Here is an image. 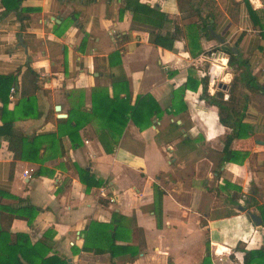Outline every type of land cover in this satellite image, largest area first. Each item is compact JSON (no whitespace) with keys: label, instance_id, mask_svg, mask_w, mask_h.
Returning <instances> with one entry per match:
<instances>
[{"label":"crops","instance_id":"obj_1","mask_svg":"<svg viewBox=\"0 0 264 264\" xmlns=\"http://www.w3.org/2000/svg\"><path fill=\"white\" fill-rule=\"evenodd\" d=\"M245 1L19 0L5 12L0 1V74H14L8 86L0 80V124L12 120L23 136L41 137L39 159L27 160L13 159L0 135V190L12 195H0V204L38 208L30 220L0 209V227L24 231L31 242L47 233L48 254L66 264H240L244 248L264 244V226L251 216L261 222L264 209V93L239 85L241 119L252 133L231 140L235 161H218L229 127L199 96L200 84L184 89L185 112L168 111L171 90L187 75L198 79L205 69L209 93L230 81L227 59L209 68L203 57L221 44L210 30L264 82V0H247L254 22ZM139 2L165 18L134 10ZM197 11L207 16L209 36L198 32L200 50L191 55L186 32L189 22L200 24ZM175 25L170 48L151 41ZM125 92L130 103L150 94L157 110L142 127L128 117L116 134L105 119ZM68 113L78 126L73 146L66 133L51 144L44 136L55 138L57 119ZM99 134L113 143L110 151ZM78 168L100 183L85 189ZM113 213L120 215L114 243L136 253L82 250L85 230L109 232Z\"/></svg>","mask_w":264,"mask_h":264},{"label":"trees","instance_id":"obj_2","mask_svg":"<svg viewBox=\"0 0 264 264\" xmlns=\"http://www.w3.org/2000/svg\"><path fill=\"white\" fill-rule=\"evenodd\" d=\"M3 5V12L16 9L19 0H0ZM247 10L254 21L256 19V11L250 7L247 0ZM137 5V6H136ZM133 5L134 10L138 8L144 14L151 16L157 22L160 23L165 18V14L157 8L149 7L143 3H137ZM198 12V21L189 22L187 25V50L189 54L193 55L197 53L200 48L197 43L199 33H204V35L209 36L208 32V19L207 16L200 14ZM153 20V19H152ZM155 23L157 27L158 23ZM258 25H261L258 23ZM177 26H174L172 32L159 34L155 32V36L152 37L151 41L154 44L163 45L166 48L171 47L173 39L177 36L176 34ZM159 38H156V36ZM218 47L225 50L227 53V64L232 68L233 75L227 84H219L218 87L212 92L207 91V73L204 69L202 75L196 79L187 75L184 83L176 86L171 90V101L169 104V112H185L186 106L182 100V95L185 88L195 89L197 84H200L199 96L204 99L210 105H214L216 108V113L218 121L229 127V130L224 134L223 144L218 156L219 163L222 161H235L237 159L236 152L234 149L229 148L231 140L234 137H244L252 133V127L242 121V115L244 111L245 104L243 103V95L240 92L239 85H246L247 89L250 91L256 90L264 93V82L259 83L255 80L254 76L250 73L248 63L246 59L240 58L238 52L234 50L232 46L221 43ZM205 67V65H204ZM14 74H0V80H7L6 86L12 83ZM226 93V97L223 94ZM145 106V107H144ZM96 107V106H95ZM147 107V111H146ZM156 102L150 94L137 95L132 103L129 102V93L125 92L123 97L115 96L114 103L105 119V125L111 127L115 130L116 134H119L125 121L130 117L139 127L145 125L149 122L151 113L155 112ZM147 116V119H139L140 114ZM139 119V120H138ZM59 125H57V134L54 138V134H46L44 136L52 144L54 141H58L62 133H66L70 145L73 146L74 133L77 131V124H73L70 119V114L67 117L57 119ZM12 120H4L0 124V135H7V147L12 152L13 159L22 158L27 160H37L36 156L38 143L41 139L40 136H23L21 133L15 131L11 127ZM50 135V136H48ZM98 139L101 142L105 151L111 150L110 141L102 135H98ZM108 140V141H107ZM115 142V141H113ZM36 146V147H35ZM59 153H62V148H60ZM240 157V156H239ZM238 157V158H239ZM78 177L84 183L85 189L91 185H97L100 183V179L94 178L93 174L88 171L87 168H78ZM0 195L12 196L6 191L0 190ZM0 209L12 212L15 214L25 215L27 220H30L34 215L37 207L31 204L24 205H8L0 204ZM261 222L264 226V209L259 206ZM116 217L120 218L119 214L113 213L111 217L112 227L109 232L105 230L93 231L92 229L85 230V235L83 243L81 245L82 250H90L93 252L108 251L111 255H116V253H129L131 255L136 253V249L132 246H121L120 244H115L114 239L117 235L115 227L118 223ZM46 234H44L43 239H37L33 242L29 240V237L24 231H14L2 229L0 227V264H66L62 261L59 256L54 253L48 254L50 250V244L45 240ZM96 234V244H90V235ZM208 259V252L204 256L203 260ZM203 261V262H204ZM264 264V244L260 245L258 248L243 249L242 262L240 264Z\"/></svg>","mask_w":264,"mask_h":264},{"label":"built area","instance_id":"obj_3","mask_svg":"<svg viewBox=\"0 0 264 264\" xmlns=\"http://www.w3.org/2000/svg\"><path fill=\"white\" fill-rule=\"evenodd\" d=\"M203 57L209 63V68H211V66L221 67V66L225 65V61L227 59V53L222 48L216 46V47L209 48L203 54ZM212 74L211 75H212L213 79H215V78L220 79L221 78L220 76H217V74H215V73H212ZM225 96H226V93L223 94V97H225ZM23 175L28 176V172L26 170H23Z\"/></svg>","mask_w":264,"mask_h":264},{"label":"water","instance_id":"obj_4","mask_svg":"<svg viewBox=\"0 0 264 264\" xmlns=\"http://www.w3.org/2000/svg\"><path fill=\"white\" fill-rule=\"evenodd\" d=\"M210 33L213 35V37H215L218 40L219 43H223V39L220 36L213 33L211 30H210ZM54 108L57 109L58 105H55ZM56 115L57 116H63V113H57ZM256 141H261V140H256ZM251 216L255 219V221L257 223H260V218L258 216L254 215V214H251Z\"/></svg>","mask_w":264,"mask_h":264}]
</instances>
